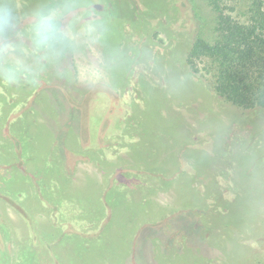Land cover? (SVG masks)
I'll return each mask as SVG.
<instances>
[{
  "label": "rangeland",
  "instance_id": "374dc122",
  "mask_svg": "<svg viewBox=\"0 0 264 264\" xmlns=\"http://www.w3.org/2000/svg\"><path fill=\"white\" fill-rule=\"evenodd\" d=\"M222 1L248 18L243 0ZM9 3L0 264H264V107L233 104L215 66L187 61L214 41L211 0ZM42 8L61 13L58 55L32 47Z\"/></svg>",
  "mask_w": 264,
  "mask_h": 264
},
{
  "label": "trees",
  "instance_id": "16d2710c",
  "mask_svg": "<svg viewBox=\"0 0 264 264\" xmlns=\"http://www.w3.org/2000/svg\"><path fill=\"white\" fill-rule=\"evenodd\" d=\"M243 1L247 5L248 18L238 21L223 13L222 0H211L217 14L214 41L198 39L188 53L187 61L194 70L199 68L200 61L215 66L219 70L215 89L233 104L245 108L264 107V0ZM95 99V103L100 100L104 107L110 103L98 97ZM92 107L94 109L95 104ZM119 107L124 109V106ZM113 109L114 106L108 115L112 123L109 128L122 134L125 123L121 119L125 114L118 113V108ZM90 113L91 108L89 116ZM115 140L121 141L118 137Z\"/></svg>",
  "mask_w": 264,
  "mask_h": 264
},
{
  "label": "clouds",
  "instance_id": "9594fccd",
  "mask_svg": "<svg viewBox=\"0 0 264 264\" xmlns=\"http://www.w3.org/2000/svg\"><path fill=\"white\" fill-rule=\"evenodd\" d=\"M61 13L55 8L38 9L32 14L30 25L32 47L37 51H45L58 55L67 44V37L61 27ZM16 24V16L9 0H0V32L12 30ZM8 82L17 78L18 71L9 67L4 73Z\"/></svg>",
  "mask_w": 264,
  "mask_h": 264
}]
</instances>
